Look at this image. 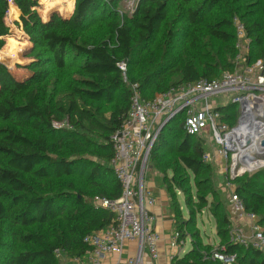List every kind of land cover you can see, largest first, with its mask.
I'll use <instances>...</instances> for the list:
<instances>
[{
    "label": "trees",
    "instance_id": "16d2710c",
    "mask_svg": "<svg viewBox=\"0 0 264 264\" xmlns=\"http://www.w3.org/2000/svg\"><path fill=\"white\" fill-rule=\"evenodd\" d=\"M175 1L183 11L175 13ZM115 4L76 0L74 13L64 18L50 12L40 16L39 0H0V51L22 42L31 45L28 54L34 58L30 70L21 60L11 64L15 73L28 72L22 75L0 62V264H60L63 254L86 261L93 249L85 238L115 221L90 200L116 201L122 196L111 166V138L128 116L134 85L144 101L155 97L142 95L152 78L133 72L157 34L163 31L159 44L178 40L165 30L169 23L179 18L188 26V44L177 64L168 68L178 80L172 89L220 80L235 71V18L251 41L249 62L264 60V0H141L134 16L124 21L113 18ZM20 26L24 28L19 31ZM2 52L6 59L8 51ZM121 63L127 66L129 83L119 69ZM159 88L160 83L153 92ZM220 111L230 125L235 123L234 105ZM176 122L182 135L177 134L174 151L158 152L165 149L161 133L159 149L150 156L163 176L173 173L166 186L176 232L181 240L189 234L192 238L191 250L174 264H222L213 259L219 251L237 255L235 264H264L263 252L232 241L233 227L223 205L212 209L220 244L214 250L202 241L197 214L207 207V197L214 196L211 164L203 159V136L188 135L183 117L164 129L173 133ZM82 167L88 169L85 174L77 171ZM235 181L240 182L235 195L245 213L258 217L264 233V168L231 180ZM177 192L185 197L188 220L182 219Z\"/></svg>",
    "mask_w": 264,
    "mask_h": 264
},
{
    "label": "built area",
    "instance_id": "2783aa9c",
    "mask_svg": "<svg viewBox=\"0 0 264 264\" xmlns=\"http://www.w3.org/2000/svg\"><path fill=\"white\" fill-rule=\"evenodd\" d=\"M234 26L238 56L233 73H225L220 80L212 82L201 80L180 86L149 101L142 99L138 86L132 87L134 96L128 116L122 129L111 138L114 147L111 166L122 186V196L116 201L101 197L93 200L95 206L109 212L115 221L107 229L85 238L94 257L89 256L80 263L102 264L103 257L117 255L116 264H146L145 250L152 260L158 258L160 235L153 227L155 219L151 212L156 200L145 187V173L154 143L169 121L183 117L184 130L191 136H203L208 131L216 151L211 156L205 152L203 159L208 163L218 158L231 163L230 180L264 166L261 157L264 150L261 145L264 141V60L249 62L251 41L238 18L234 19ZM119 69L127 81L126 64H119ZM231 104L238 112L233 125L220 111L221 107ZM231 203L238 217L248 221L252 235L249 241L241 240L238 231L233 229L232 241L263 251L264 233L258 225V217L245 213L236 195L231 197ZM178 237L177 234L175 239ZM134 242L139 244L136 255L123 259L126 246ZM213 259L222 264H235L238 257L219 251L213 254Z\"/></svg>",
    "mask_w": 264,
    "mask_h": 264
},
{
    "label": "rangeland",
    "instance_id": "374dc122",
    "mask_svg": "<svg viewBox=\"0 0 264 264\" xmlns=\"http://www.w3.org/2000/svg\"><path fill=\"white\" fill-rule=\"evenodd\" d=\"M51 2L44 5L41 4V0H39L40 6L43 9V11L40 13L41 15H45V12L48 11V9H50V7H52L54 5L55 8L58 9V13L60 15L66 13L67 11L69 12L68 7L66 6V2H70L69 0H50ZM74 1V0H73ZM108 3L110 2H115L116 4L114 5V9L112 10L114 17L113 18H117L118 21H124L126 18H132L137 10V7L140 3L141 0H104ZM179 1H175V8L177 10H175V13H178L179 11H183L180 7H179ZM52 10V9H51ZM50 10V11H51ZM67 12V13H68ZM70 13V12H69ZM9 15H11V12L9 13ZM176 15V14H175ZM174 15V16H175ZM171 16V14H170ZM177 22L175 24H171L169 23V25L165 28V30H171L176 36H177V41H170L168 43H162L159 44L161 41V37H162V33L157 34L151 44L145 48V50L142 51V62L139 66H136L134 68V75H138V77H146V76H150L152 78V85L145 87V89H143L142 91V95L144 97H151V96H156L158 94H160L163 91H166L168 89L171 88L172 84L178 83V80L175 76H173L171 74V70H168L169 67H171L172 65H176L177 61H178V57L181 55V52L183 51V49L186 47V45L188 44L187 42V36H185L184 34H186V32L188 31V26H186L185 24H183L182 22H178L179 18H176ZM7 21V18H6ZM27 28L29 27V29L31 30V22H27ZM30 25V26H29ZM9 27V26H8ZM10 28V27H9ZM24 28V26H20L19 27V31L22 30ZM159 46V47H157ZM31 45L29 44V46L27 47L25 44L18 43L16 44L14 47L11 45H7L4 46L1 51H0V60H4L6 65L11 69V71L15 74V75H22L23 73H28L26 70H30L29 68L31 67V64L34 61V58L31 57L28 54V51L30 49ZM12 49V51L9 53V50ZM5 51H8V57L2 58V54ZM152 53L151 55H149V53ZM147 55H149V57H147ZM136 59V58H135ZM19 60L23 61V65L25 66V71L22 73H15L12 68H11V64H14L16 62H18ZM156 73H160L158 76H156ZM155 76V77H154ZM154 77V78H153ZM163 77V79L165 80L164 82H161L159 79ZM128 79V76L126 74V80ZM160 81V82H159ZM59 82V81H58ZM127 83H129V81L127 80ZM160 83V88L157 90V92H153L154 87L156 86V84ZM155 85V86H154ZM172 89V88H171ZM114 97H116V94H114ZM221 99V98H220ZM107 107L111 108L113 107V103L111 102H107ZM55 128H58L61 126L59 124H54ZM174 131L173 133H171V130L167 129H163V132L161 134V139H164V141L162 143H164L163 145L165 146V149L163 150H158L159 153H168L171 151H174V143H175V139L178 136L177 134H181L182 132L180 131V124L179 122H176L175 125L173 126ZM167 128V127H165ZM209 130V129H207ZM203 135V146L205 148V152L208 153L210 156L213 155V153H215L216 151V147L214 145V141H212L211 137H210V133L207 131L206 133L202 134ZM180 136V135H179ZM160 139V138H159ZM158 140H156V142L154 143V148H152L151 150V155H153L155 153V149H159V144H158ZM160 139V141H161ZM150 155V156H151ZM263 159V158H262ZM213 160V158L211 159ZM211 164V173L210 175L212 176V187H213V193L214 196L209 195L207 197V201H208V205L206 208H204V210L202 212H199L197 214V226L196 228L198 229V231L200 232L202 241L204 242V244H206L207 246H210L212 249H217L218 245L220 244V238L218 237L217 234V219L215 216H213V211L212 209H217L218 206L223 205L224 211L228 214V207H233V205L230 203L231 201V197L233 195L236 194V188L239 186L240 182L239 181H235V182H231L230 180V170H231V163H226V161L224 159H216L214 161H212ZM263 167H261L260 169H263ZM258 169V170H260ZM255 170L254 172L258 171ZM78 173H86L88 171L87 168H79L77 169ZM252 172V173H254ZM251 174V173H248ZM173 173L169 172L167 177L163 176V174L155 167V163H154V159L151 158L148 164V167L146 169V173H145V187L147 189H149L147 187V183L149 181H154L156 183L157 186H161V187H165L167 190V186H166V182L170 179H172ZM252 176H248V180L251 179ZM247 180V179H245ZM193 187V201L196 203V189ZM150 190V189H149ZM169 193V192H168ZM170 195V194H169ZM178 202L180 204V208L182 211V219L188 220L189 219V209L187 208V206L185 205V197L183 194L177 192L176 193ZM90 203H94L93 200H90ZM214 205H217L216 207ZM195 206H198L197 204L193 205V208H195ZM100 208V207H99ZM102 209V208H101ZM231 212L235 213L234 208L230 209ZM233 210V211H232ZM230 216V215H228ZM232 224V223H231ZM240 227H239V231H238V236L242 239H245V241H249L250 240V235L247 233V225H242V223H240ZM233 227V224H232ZM246 227V228H243ZM260 229L263 231V227L259 226ZM249 228V227H248ZM234 229V227H233ZM186 234L188 235L189 232L186 229L185 230ZM236 235V234H235ZM237 237V236H236ZM188 241L191 243V248H192V238L191 235L189 234L187 236ZM189 245V244H188ZM187 245V247H188ZM264 254V250L261 251ZM59 263L60 264H84V262L82 263H77V260H73L71 258H69L67 255L63 254L60 255L58 257ZM80 262V261H78Z\"/></svg>",
    "mask_w": 264,
    "mask_h": 264
},
{
    "label": "crops",
    "instance_id": "0c3cea01",
    "mask_svg": "<svg viewBox=\"0 0 264 264\" xmlns=\"http://www.w3.org/2000/svg\"><path fill=\"white\" fill-rule=\"evenodd\" d=\"M11 2L15 3V1H11ZM70 2H72L71 7H69ZM70 2H66V6L68 7L70 13L67 11L68 13L66 12L60 15L58 13V9L55 8L53 5L52 7H50V9H48L47 12H45V15L47 16L48 13L50 12V14L58 13L60 16L64 18H68L72 16V14L74 13L76 0L74 1L71 0ZM147 187L152 191L155 197V200H156L155 205L151 208V212L155 219L153 223V227L155 231L158 232L160 235V242L158 245V258L156 260H152L148 251L145 250V262L146 264H174V260L176 258L184 257L191 250V243L188 241V238L185 240H181L180 237L175 239L177 235L175 219H174V214L171 210L170 195L168 191L166 190V188L164 186L163 187L157 186L154 181L153 182L149 181L147 183ZM231 204L233 205V203ZM231 208H234V205L233 207L231 206L228 207V210H229L228 215H230L229 219L231 223L233 224L234 229L236 231H239L238 229L241 226L240 223H242V225H247V233L250 235V238H251L252 237L251 229H250V225L248 221L244 219H240L236 211H234L235 213L231 212L230 210ZM243 228H246V227H243ZM138 246L139 244L137 242L128 244L126 246V250L122 258L124 259V258L134 257L137 253ZM89 256L90 258L91 257L93 258L94 254L91 253ZM118 260H119V257L117 255H109V256L103 257L101 259V263L102 264H116ZM76 262L80 263L78 261Z\"/></svg>",
    "mask_w": 264,
    "mask_h": 264
},
{
    "label": "water",
    "instance_id": "95a60500",
    "mask_svg": "<svg viewBox=\"0 0 264 264\" xmlns=\"http://www.w3.org/2000/svg\"><path fill=\"white\" fill-rule=\"evenodd\" d=\"M0 62L2 63V64H4V65H6V63H5V61L4 60H0ZM7 66V65H6ZM8 67V66H7ZM168 123H170V121L168 122ZM262 147H263V149H264V141L262 142ZM261 157H263L264 158V150H263V152H262V154H261Z\"/></svg>",
    "mask_w": 264,
    "mask_h": 264
},
{
    "label": "bare ground",
    "instance_id": "6f19581e",
    "mask_svg": "<svg viewBox=\"0 0 264 264\" xmlns=\"http://www.w3.org/2000/svg\"><path fill=\"white\" fill-rule=\"evenodd\" d=\"M255 164V162H253ZM252 167L256 166V165H251Z\"/></svg>",
    "mask_w": 264,
    "mask_h": 264
}]
</instances>
